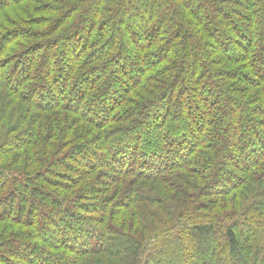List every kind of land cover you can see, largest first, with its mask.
Returning a JSON list of instances; mask_svg holds the SVG:
<instances>
[{
	"label": "trees",
	"instance_id": "obj_1",
	"mask_svg": "<svg viewBox=\"0 0 264 264\" xmlns=\"http://www.w3.org/2000/svg\"><path fill=\"white\" fill-rule=\"evenodd\" d=\"M0 264H264V0H0Z\"/></svg>",
	"mask_w": 264,
	"mask_h": 264
},
{
	"label": "rangeland",
	"instance_id": "obj_2",
	"mask_svg": "<svg viewBox=\"0 0 264 264\" xmlns=\"http://www.w3.org/2000/svg\"><path fill=\"white\" fill-rule=\"evenodd\" d=\"M129 36L130 35H128V37ZM78 43L79 44H77L76 46H77L78 50L80 51V48H81L82 44H85V41L82 40V39H80V40H78ZM103 46L105 47V45H103ZM103 46H102V48L100 47V49H103L104 48ZM68 47L69 46H67V45H65L64 47L63 46L53 47L54 52H60V54H61L60 56H63L64 59L66 60V61L64 60L65 62H64V65H62V67H64V68H66L67 66L73 67V65H74L73 74L72 75H78V74L81 75L83 73H89L88 68H85V66H82V62L84 61V58L83 57H80V60L79 61L76 60V57L74 56V54L72 52H68V50H69ZM84 49L86 50V47ZM230 49H233V50H237L238 49L239 50V48L237 47V45H234V44H231ZM48 51L49 50H45L44 52L45 53H48ZM51 54H53V51L51 52ZM135 55H136V48L135 47H130L128 53L125 56V59H124L125 61H122V59H121V63L123 65H127L128 64V66H129L130 65V61H132L136 57ZM126 61H129V62L127 63ZM114 69H115V67L112 68V71H114ZM67 72L68 71L65 69V75H67L66 74ZM114 74L117 75L119 79H123L124 81H126L128 83H131V81H132L131 77L132 76H136L138 78L140 76V75H137V74L136 75H133L132 72L130 73V75H125V74L123 75V74L119 73V71L116 72V73H114ZM52 75H57V74L56 73H53ZM62 75H64V74H62ZM13 79L16 80V78H13ZM110 83H112V81H110ZM195 83L196 82H195L194 76L189 77V78H187L185 80V85H186L185 87H186V90L189 93H187V95H185V96L183 95V100H184V102H185L186 107L188 108V110L190 108L191 109V112H193L195 115H199V113L201 112L202 107H204L203 105L205 104L206 101H209V104H210L209 107H213L212 104H215V102H216V100H215V94H216V92L214 90L213 91H210V88H209V91H207L206 87H204L203 84L200 83V86H201L200 87V90L203 89V90L200 91V95H196L195 97H191V94H190L191 93V90L190 89L193 87V85H196ZM115 89L119 90L118 88H115ZM217 109L215 108V111ZM182 111H184V109H182ZM154 115H155V113L153 111V113L151 112L150 117L148 119H146V122H147V124H148L149 127L150 126L152 127L154 125V123H155L154 122L155 121ZM228 120H229V118H228ZM188 122L190 123V120H188ZM193 124H195V122L194 121H191L190 126H192V128L194 127ZM243 126L244 127H242V128H244V129L248 128L247 127V124L246 125L244 124ZM224 133L226 134V130L225 129H224ZM236 164H238V162H236Z\"/></svg>",
	"mask_w": 264,
	"mask_h": 264
}]
</instances>
